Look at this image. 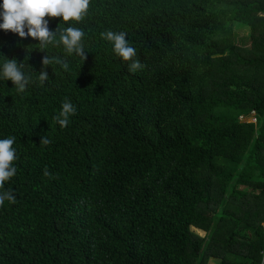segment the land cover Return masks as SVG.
Segmentation results:
<instances>
[{
    "label": "trees",
    "instance_id": "obj_1",
    "mask_svg": "<svg viewBox=\"0 0 264 264\" xmlns=\"http://www.w3.org/2000/svg\"><path fill=\"white\" fill-rule=\"evenodd\" d=\"M69 26L85 32L84 61L0 30V69L14 58L49 76L22 94L0 79V139L16 138L17 157L0 264H259L264 0H91ZM107 30L127 34L142 70L129 72ZM47 54L70 70L45 67ZM65 100L76 114L61 128Z\"/></svg>",
    "mask_w": 264,
    "mask_h": 264
},
{
    "label": "clouds",
    "instance_id": "obj_2",
    "mask_svg": "<svg viewBox=\"0 0 264 264\" xmlns=\"http://www.w3.org/2000/svg\"><path fill=\"white\" fill-rule=\"evenodd\" d=\"M91 0H2L0 3V30L18 34L21 38L31 37L38 41V49L42 52L49 47H63L67 55L75 54L83 61L86 59L83 39L85 32L78 27L60 28V24H79L88 15ZM47 18V19H46ZM60 19V24L55 31L48 27L50 20ZM100 37L112 44V50L116 57L127 63L128 70L136 73L143 69L144 65L136 57V50L129 45L127 34L123 31L113 32L107 30L100 33ZM45 67L57 64L64 71H69L66 59L60 56L45 55L43 61ZM24 63H18L16 59H6L0 69V79L11 81L18 94L26 91L30 84L39 81L41 85L48 80V73L44 70L34 80L30 75L22 71ZM76 114L75 106L65 100L61 110L53 117L55 123L61 128L68 126L69 118ZM16 138L14 136L0 139V207L5 201L9 204L16 203V195L12 190H3L6 182L10 181L17 173L14 162L17 159L16 149L13 146ZM51 140L44 136L40 140L42 147H47ZM44 177L54 179L55 177L45 166ZM261 264H264V252H261Z\"/></svg>",
    "mask_w": 264,
    "mask_h": 264
},
{
    "label": "rangeland",
    "instance_id": "obj_3",
    "mask_svg": "<svg viewBox=\"0 0 264 264\" xmlns=\"http://www.w3.org/2000/svg\"><path fill=\"white\" fill-rule=\"evenodd\" d=\"M236 33L238 34V36H245L247 35L248 31L246 30V28L242 27V28H236ZM245 120L247 121H255V118L253 117V114L251 113L250 116L246 117ZM195 231H197L200 235H203L204 232L202 230L199 229H195L193 228ZM218 261L214 260V259H210L208 261V264H217Z\"/></svg>",
    "mask_w": 264,
    "mask_h": 264
},
{
    "label": "built area",
    "instance_id": "obj_4",
    "mask_svg": "<svg viewBox=\"0 0 264 264\" xmlns=\"http://www.w3.org/2000/svg\"><path fill=\"white\" fill-rule=\"evenodd\" d=\"M240 118L243 119L242 116H240ZM261 252H264V247H263V249L261 250ZM261 252H260V262H259V264H261V259H262Z\"/></svg>",
    "mask_w": 264,
    "mask_h": 264
}]
</instances>
